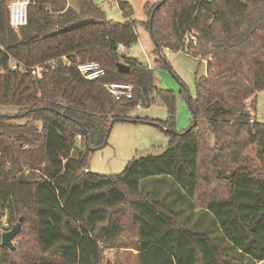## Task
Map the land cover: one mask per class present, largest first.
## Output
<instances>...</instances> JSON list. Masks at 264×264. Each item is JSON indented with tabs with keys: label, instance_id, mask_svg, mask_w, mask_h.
Listing matches in <instances>:
<instances>
[{
	"label": "trees",
	"instance_id": "trees-1",
	"mask_svg": "<svg viewBox=\"0 0 264 264\" xmlns=\"http://www.w3.org/2000/svg\"><path fill=\"white\" fill-rule=\"evenodd\" d=\"M30 1L28 22L15 28L0 0V106L12 108L0 112V217L10 226L21 218L14 248L0 244V264H104L103 249L124 231V206L136 230L137 264H230L208 234L188 228L140 188L142 179L168 176L193 202L203 149L216 150L228 170L211 161L227 194L211 195L202 207L236 254L252 264L263 260L264 170L243 151L255 144L264 160V122L252 119L250 108L264 88V0H159L146 10L147 29L153 11V51L176 50L192 26L199 36L189 48L207 58L195 96L187 98L189 126L196 123L178 131L174 93L155 84L152 68L119 53V45L137 41L133 19L108 18L92 0H80L79 10L67 0ZM118 5L130 15L126 0ZM88 59L102 65L103 77L80 75L75 62ZM156 61L167 64L164 56ZM111 80L130 82L131 97L114 99L103 85ZM156 98L170 110L165 120L151 119L167 146L129 160L117 174L85 171L86 145L101 146L111 120H127L130 109ZM29 231L32 241L23 239Z\"/></svg>",
	"mask_w": 264,
	"mask_h": 264
},
{
	"label": "rangeland",
	"instance_id": "rangeland-1",
	"mask_svg": "<svg viewBox=\"0 0 264 264\" xmlns=\"http://www.w3.org/2000/svg\"><path fill=\"white\" fill-rule=\"evenodd\" d=\"M6 7L11 0H5ZM68 4L79 10L80 0H67ZM105 12L108 18L115 21H123L130 17L135 22L137 41L125 47L120 54L138 58L143 63L153 69L154 82L164 88L169 89L175 95L174 102V128L178 131L189 126L191 111L187 104V98L195 96V77L205 71V56H199L196 50L188 47L189 52H178L173 49H161L158 53L153 51L151 35L146 27L147 9H151L154 0H129L131 7L130 15H124L117 2H107L106 0H92ZM159 1V0H158ZM151 2L152 4H148ZM147 4V5H146ZM158 55L165 56L167 64L156 61ZM251 108V117L257 121L264 122V88L256 94L254 107ZM12 108L0 106V112L10 111ZM169 107L160 99L156 98L148 106L139 104L128 111L127 120H114L110 125L106 143L87 154L86 166L91 172L99 174H117L121 172L125 164L132 159L147 154L161 152L168 144L167 135L152 122H159L167 119ZM151 121V122H150ZM201 127L205 130L207 124L201 121ZM209 142L213 141V135L209 129L206 131ZM164 136L166 139L155 137ZM157 139V140H156ZM255 144L249 145L244 151V155L249 157V161L260 170H264V160H260L256 155ZM216 150L203 149L199 159L198 191L193 202L182 191L177 183L168 176H150L140 181V188L148 194L151 199L162 204L166 209L177 213L179 219L185 222L188 228L194 231L208 234L215 244L219 254H227V262L230 264H252L248 258H243L236 254L229 242L224 238L214 216L202 206L206 200L214 195L215 197L225 196L226 189L222 180L215 179L213 175L214 167L225 168L220 159L214 158ZM212 159V160H211ZM211 161L214 167H212ZM216 164V165H215ZM121 216L124 231L118 238L113 248L103 249L104 264H137L136 250V230L130 224V213L126 206L123 207ZM4 217H1L2 221ZM3 230L0 229V233ZM33 239V233L25 232L23 239ZM17 237L13 238L14 246ZM17 254V258L19 259ZM264 264V259L261 260Z\"/></svg>",
	"mask_w": 264,
	"mask_h": 264
},
{
	"label": "built area",
	"instance_id": "built-area-1",
	"mask_svg": "<svg viewBox=\"0 0 264 264\" xmlns=\"http://www.w3.org/2000/svg\"><path fill=\"white\" fill-rule=\"evenodd\" d=\"M107 2H122L125 0H106ZM30 0H11L8 3V22L11 26L17 28L19 26L25 25L28 22V9L30 6ZM199 33L197 29L192 26H188L184 33L182 34L181 45L174 51L185 52L188 53L189 45H195L198 40ZM169 49V48H165ZM171 50V49H169ZM61 58L66 60L65 56H61ZM54 65L56 60H50ZM11 68H23L22 64H17L16 62L10 64ZM75 67L80 73V75L89 81L98 80L105 75V70L102 65L93 59H88L84 61H76ZM32 73L35 72L34 69L31 70ZM104 87L110 93V95L116 99H126L130 98L132 95V84L126 81L120 80H111L103 83ZM77 138H80V134L76 135ZM85 171L87 168L84 169ZM4 219L0 220V225L3 230L10 228L6 217L3 216ZM1 218V217H0Z\"/></svg>",
	"mask_w": 264,
	"mask_h": 264
},
{
	"label": "water",
	"instance_id": "water-1",
	"mask_svg": "<svg viewBox=\"0 0 264 264\" xmlns=\"http://www.w3.org/2000/svg\"><path fill=\"white\" fill-rule=\"evenodd\" d=\"M156 7V5H155ZM152 15H153V11L151 12V15H150V18H149V33L150 35H152V26H151V18H152ZM154 45L157 46V43L155 41H153ZM160 51V49H159ZM117 66V69L119 72L121 73H125L127 72L128 70V66L123 63V62H118L116 64ZM114 120H111L110 122V125L112 124ZM196 123V121L194 120L192 125H194ZM192 125L188 126L185 130H188ZM109 129L110 127L108 128L107 132H106V136H105V139H104V142L101 146H103L105 143H106V140H107V137H108V133H109ZM101 146H97V147H92V146H88L86 145V148H88L89 150H95ZM20 228H21V218H19L16 222H14L10 228L6 229V230H3L1 233H0V244L2 245H5V246H8L10 247L11 249L14 248V243H13V238H15L17 236V234L19 233L20 231Z\"/></svg>",
	"mask_w": 264,
	"mask_h": 264
},
{
	"label": "crops",
	"instance_id": "crops-1",
	"mask_svg": "<svg viewBox=\"0 0 264 264\" xmlns=\"http://www.w3.org/2000/svg\"><path fill=\"white\" fill-rule=\"evenodd\" d=\"M127 1V3H128V5L130 6V3L128 2L129 0H126ZM93 2V1H92ZM156 2H158V0H154V2H152V3H156ZM118 4H119V2H117ZM148 4L150 3V4H152L151 2H147ZM95 4V3H94ZM149 4V5H150ZM99 9H101V7H99L97 4H95ZM147 5V4H146ZM130 9H131V7H130ZM102 10V9H101ZM103 11V10H102ZM105 13V12H104ZM149 31V30H148ZM152 39V38H151ZM152 42H153V40H152ZM153 47H154V43H153ZM118 50L119 51H124L125 50V47L123 46V45H119V47H118ZM160 53H161V50H160ZM165 57V56H164ZM157 59V58H156ZM15 61H10V64H12V63H14ZM144 64H146V63H144ZM148 67H149V65L148 64H146ZM156 84V83H155ZM157 85V84H156ZM158 86V85H157ZM160 87V86H159ZM155 138H159V139H166L164 136H160V137H155ZM156 139V140H157ZM88 169V168H87ZM255 264H261V261H258V262H255Z\"/></svg>",
	"mask_w": 264,
	"mask_h": 264
}]
</instances>
